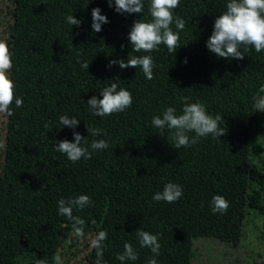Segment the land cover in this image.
<instances>
[{
  "label": "trees",
  "instance_id": "1",
  "mask_svg": "<svg viewBox=\"0 0 264 264\" xmlns=\"http://www.w3.org/2000/svg\"><path fill=\"white\" fill-rule=\"evenodd\" d=\"M11 1L7 44L13 52L11 77L23 104H13V115L5 121L0 264H16L26 255L33 256L26 264L42 258L53 264L61 239L72 232L71 223L58 214L61 198H91V206L73 215L86 221L85 236L93 239L107 230L105 264H120L116 256L126 242L139 254L128 264H147L153 254L140 247L139 228L159 235L157 264H192L197 216L264 215V174L251 163L262 150L253 137L258 112L253 96L264 84V51L250 48L243 60H225L206 48L227 0H181L175 15L186 26L179 32L181 47L175 54L164 45L152 53L131 52L129 31L135 20L150 19L149 0H144L141 15L118 14L107 0ZM96 7L110 21L100 33L91 28ZM71 14L82 26L65 22ZM132 55L153 57L154 79L147 80L140 68L108 67L110 60L126 61ZM78 60L87 61L89 69ZM111 82L130 91L133 104L122 113L94 116L87 101L94 95L102 99L99 92ZM181 97L203 103L210 115H222L227 135L174 149L169 131L161 137L151 121L167 107L181 114ZM61 115L80 123L75 129L63 127ZM86 123L106 135L89 136ZM73 132L89 144L103 139L109 147L72 163L54 150L53 141L74 142ZM167 183L181 185L182 198L171 204L154 201L153 195ZM214 195L229 202L226 214H213ZM262 227L264 233V221ZM95 259L91 247L86 264Z\"/></svg>",
  "mask_w": 264,
  "mask_h": 264
},
{
  "label": "clouds",
  "instance_id": "2",
  "mask_svg": "<svg viewBox=\"0 0 264 264\" xmlns=\"http://www.w3.org/2000/svg\"><path fill=\"white\" fill-rule=\"evenodd\" d=\"M109 7H113L118 14L141 15L144 12V0H107ZM181 0H149V20H135L128 34L131 52L152 53L158 51L160 45L166 46L169 54H175L181 47L179 32L183 31L186 22L175 15V9L180 6ZM102 9L93 8L91 11V28L95 33L102 31V25L110 23L106 15H101ZM65 22L71 26L80 27L82 20L76 19L73 14L65 18ZM175 25L176 31L173 30ZM123 47V45L121 46ZM206 48L217 58L225 60H243L245 53L254 48L256 53L264 51V0H227L225 11L218 15L214 21L213 31L206 42ZM243 49V51L241 50ZM80 55V54H78ZM80 63L81 68L88 70L87 61ZM187 63V60L184 61ZM118 65L121 70L128 68H140L147 80L154 79L155 63L151 55H132L127 60H110L108 67ZM13 52L9 45L0 40V114L12 116L11 106L15 104L21 107L23 100L16 94V84L11 77L13 69ZM102 99L92 96L88 101L92 114L97 117L110 116L122 113L133 104L132 93L125 88H119L116 82H111L100 92ZM184 105L181 114H177L175 107H167L162 115L152 118V125L160 130L161 137L165 130L170 133L172 147L174 149L189 148L199 142L201 138L211 136L219 139L227 135L228 129L222 115H210L201 102L190 103L191 97H181ZM255 112L264 113V84H262L255 96H253ZM59 123L63 127L75 129L80 120L67 115L59 117ZM223 125V126H222ZM48 125L46 124L45 127ZM89 136L97 137L106 135L103 129L92 128L87 123ZM194 133V136H189ZM74 142L68 140L53 141L54 150L66 155L72 163L81 159L88 160L96 151L106 150L109 145L103 139H93L89 144L88 139L78 132H73ZM264 156V153L261 154ZM45 185L41 186V189ZM183 196V187L175 183H167L162 192L153 195L156 202L175 203ZM93 201L88 195H78L74 198L59 199L57 201L58 214L64 216L72 226L71 235L76 238L85 236L86 221L80 216L73 215L74 210L82 211L91 206ZM203 206V204L201 205ZM230 207L229 202L221 195H214L211 201L213 214H226ZM92 224L96 221L93 219ZM141 248L151 250L153 257L147 264H157L160 255L161 244L159 235L152 234L139 228L135 231ZM108 238L107 230H100L91 240V247L95 249V261L93 264H105L104 250L107 248L105 241ZM138 251L131 243L124 244L122 253L116 256L120 264H128L129 261L138 259ZM53 264H65L64 258L56 254L52 257ZM35 264H49L47 258L37 259Z\"/></svg>",
  "mask_w": 264,
  "mask_h": 264
},
{
  "label": "rangeland",
  "instance_id": "3",
  "mask_svg": "<svg viewBox=\"0 0 264 264\" xmlns=\"http://www.w3.org/2000/svg\"><path fill=\"white\" fill-rule=\"evenodd\" d=\"M12 1L0 0V40L8 42L12 23ZM6 114H0V198ZM254 142L262 150L251 163L264 174V113L257 112L253 130ZM264 215L250 212L242 218L227 216H197L193 242L192 264H264ZM69 232L58 248L65 264H86L92 236L76 238ZM33 256H21L16 264H26Z\"/></svg>",
  "mask_w": 264,
  "mask_h": 264
},
{
  "label": "water",
  "instance_id": "4",
  "mask_svg": "<svg viewBox=\"0 0 264 264\" xmlns=\"http://www.w3.org/2000/svg\"><path fill=\"white\" fill-rule=\"evenodd\" d=\"M61 242V241H60Z\"/></svg>",
  "mask_w": 264,
  "mask_h": 264
}]
</instances>
